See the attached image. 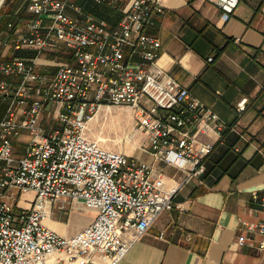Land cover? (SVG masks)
<instances>
[{
	"label": "built area",
	"instance_id": "1",
	"mask_svg": "<svg viewBox=\"0 0 264 264\" xmlns=\"http://www.w3.org/2000/svg\"><path fill=\"white\" fill-rule=\"evenodd\" d=\"M92 1L120 10L121 17L111 24L84 11L76 0L30 4L35 14L12 44L66 46L73 62L59 64L51 78L34 73L33 58L28 62L16 56L0 63L2 73L20 75L15 83L0 78V96L9 98L0 119V264H117L158 215L175 205L179 187L203 173L205 156L223 141L225 131L237 130L235 123L191 96L186 86L171 77L161 80L160 40L145 31L154 15L164 12L161 0ZM209 1L223 17L239 2ZM142 95L150 99L149 105L141 102ZM28 98L32 100L24 116L15 120L13 105ZM45 100L57 103L60 122L47 134L35 124ZM245 101H237L238 113ZM110 106L133 111L125 139L144 134L156 159L182 170L180 179L165 186L151 163L88 135L89 120ZM22 127L29 128L30 136L24 153L14 157L12 139ZM204 134L214 140L202 139ZM11 186L33 191L28 208L15 211L2 199ZM60 197L96 209L92 221L72 235L48 227L44 221L49 206ZM253 200L264 206V190L253 193ZM249 226L261 233L258 246L264 247V222Z\"/></svg>",
	"mask_w": 264,
	"mask_h": 264
},
{
	"label": "crops",
	"instance_id": "2",
	"mask_svg": "<svg viewBox=\"0 0 264 264\" xmlns=\"http://www.w3.org/2000/svg\"><path fill=\"white\" fill-rule=\"evenodd\" d=\"M32 1L0 0V63L16 56L28 62L33 58L34 73L49 79L59 64L70 62L66 46L12 44V38L26 31L28 20L35 14L29 7ZM161 2L164 12L155 14L145 28L160 40L161 80L171 77L186 86L191 96L226 122L235 123L237 130L225 132L223 141L205 156L203 173L179 187L173 196L175 205L158 215L117 264H264V247L258 246L262 235L249 226L264 222V206L253 200V193L264 190V0H239L226 17L209 0ZM76 3L111 24L122 14L110 7V18L99 17L86 8L96 4L92 0ZM210 55L213 59L208 61ZM0 78L15 83L20 75H6L0 70ZM242 97H246L245 108L238 113L235 107ZM31 100L13 105L15 120L24 116ZM141 102L149 105L150 99L142 95ZM8 105L9 98L0 96V119ZM115 108H103L101 116L107 119ZM124 108L130 114L126 121L131 126L133 111ZM57 109V103L45 100L35 117L43 134L60 124ZM87 133L100 138L89 122ZM29 136V128L22 127L12 139L14 157L24 153ZM200 137L214 140L209 134ZM125 141L128 145L114 149L151 163L165 186L181 178L183 172L178 166L152 155L144 134L137 132ZM33 196L31 190L11 186L2 199L18 211L28 208ZM95 214L96 209L85 207L81 201L60 197L50 204L44 222L60 234L72 235ZM239 235L245 236L243 242H239Z\"/></svg>",
	"mask_w": 264,
	"mask_h": 264
},
{
	"label": "rangeland",
	"instance_id": "3",
	"mask_svg": "<svg viewBox=\"0 0 264 264\" xmlns=\"http://www.w3.org/2000/svg\"><path fill=\"white\" fill-rule=\"evenodd\" d=\"M68 51L70 50L68 49ZM116 111L118 112V114ZM115 115H120L123 120H121V118H119L118 120ZM129 116V112L125 111L124 107L116 106V108L112 110L111 116L107 119H105L106 117H102L101 113H99L97 117L91 118L89 120V127H91L96 135L100 136L99 142L103 145L111 147L113 149L125 147V145H128V142L125 141L123 135L131 130L130 124L126 121ZM117 136H119L118 140Z\"/></svg>",
	"mask_w": 264,
	"mask_h": 264
},
{
	"label": "trees",
	"instance_id": "4",
	"mask_svg": "<svg viewBox=\"0 0 264 264\" xmlns=\"http://www.w3.org/2000/svg\"><path fill=\"white\" fill-rule=\"evenodd\" d=\"M91 1V0H90ZM95 3V2H94ZM97 4H99V3H96L95 5H93V7L92 6H90L91 4H89V6H87L86 8L87 9H91L92 10V12L96 15V16H103V17H107V18H110V12L112 11V9H110V6H107L106 4H103V3H101L100 5V7L98 8V5ZM81 5V4H80ZM113 8V7H112ZM112 24H114V23H112ZM69 54V59H70V62L72 61L73 62V56H72V53L71 52H69L68 53ZM228 131V130H227ZM226 132V131H225ZM224 135H225V133H224Z\"/></svg>",
	"mask_w": 264,
	"mask_h": 264
},
{
	"label": "bare ground",
	"instance_id": "5",
	"mask_svg": "<svg viewBox=\"0 0 264 264\" xmlns=\"http://www.w3.org/2000/svg\"><path fill=\"white\" fill-rule=\"evenodd\" d=\"M115 112V111H114ZM117 112V111H116ZM100 113V111L97 113V115L95 116V117H97L98 116V114ZM118 114V113H117ZM121 122V121H120ZM119 123V122H118ZM114 128V127H113ZM123 129V128H122ZM126 130V129H125ZM116 136V135H115ZM118 138H117V140L119 139V136H117Z\"/></svg>",
	"mask_w": 264,
	"mask_h": 264
}]
</instances>
